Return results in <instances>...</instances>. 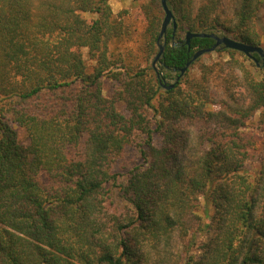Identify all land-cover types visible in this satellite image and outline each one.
<instances>
[{"label":"trees","instance_id":"trees-1","mask_svg":"<svg viewBox=\"0 0 264 264\" xmlns=\"http://www.w3.org/2000/svg\"><path fill=\"white\" fill-rule=\"evenodd\" d=\"M109 1L0 0V264H264V158L253 175L247 124L264 77L240 101L244 55L221 47L180 75L215 43L187 33L264 51V0H166L176 28L159 41L160 0H145L142 61L116 50L129 32ZM132 146L142 163L120 181Z\"/></svg>","mask_w":264,"mask_h":264},{"label":"rangeland","instance_id":"rangeland-1","mask_svg":"<svg viewBox=\"0 0 264 264\" xmlns=\"http://www.w3.org/2000/svg\"><path fill=\"white\" fill-rule=\"evenodd\" d=\"M145 0H110L109 5L112 11L113 16H115L118 20H121L128 26L129 37L125 33L120 41L115 43L116 50L122 53H125L127 50H131L130 53L133 58H136L138 61H142V59L147 58L148 55H144V43L146 41L143 36L145 30V23L143 22V18L139 12L140 5L143 4ZM196 4H199L201 0H195ZM163 12V11H162ZM164 14V13H163ZM84 18L90 19L87 15ZM126 35V36H125ZM262 44L264 45V36L261 39ZM82 57L88 67V71H91V68L94 65V62L90 60L88 56V52L86 48L81 49ZM202 62H212L217 59H225L221 54H205L200 57ZM238 62L243 64V68L240 72L237 73L238 81L240 83L239 86H235L234 90L236 94H238V98L240 101L248 102L249 93L245 88L244 80L246 77L250 76L255 81H262L264 77V72L260 67L255 66L254 62L251 60H245V56H235ZM151 64V59L148 65ZM154 66V74L160 73V76H164V81L166 85H169L174 82V75L165 76L164 73L159 71L157 65ZM233 84V83H232ZM116 89V85L113 82H110L108 79H103L102 81V90L103 94L106 97L111 96V94ZM122 112L126 114V111L123 109ZM248 126L253 129L254 132V157L251 162V170L253 171V175L256 174V168L260 164V159L264 158V154L262 153L264 148V109H260L254 117L247 123ZM191 138L195 142L197 139V135L201 134V126L197 123L191 124ZM19 137L24 141L25 135L22 130L18 129ZM159 138L155 136V144ZM192 141V142H193ZM191 151L193 150V144L191 146ZM142 161L138 156V151L135 147H129L124 152L122 158L118 160L115 165V170L120 174V181L124 180L126 174L136 166L141 165ZM200 208L198 214L202 216L203 222L206 223V215L203 213L204 200L200 199ZM202 207V208H201ZM208 214H211V209L208 207ZM205 215V216H204Z\"/></svg>","mask_w":264,"mask_h":264},{"label":"water","instance_id":"water-1","mask_svg":"<svg viewBox=\"0 0 264 264\" xmlns=\"http://www.w3.org/2000/svg\"><path fill=\"white\" fill-rule=\"evenodd\" d=\"M160 5H161L162 11L164 13V18H163V21L161 24V30H160V33L158 36V41L162 38L165 30L167 29V27L169 26V24L171 22L173 24V29L175 30V28H176L175 22L173 21V15H172L171 11L169 10V8L167 7L166 0H160ZM191 38H211L215 41V43L209 49H202V50L196 51L194 53V55L192 56L191 61L188 62L186 64V66L181 70L180 75H182L185 72V70L189 67V65L192 61L200 58L201 56H203L205 54L212 53L220 47L224 48V49L234 50V51H237V52L243 54L245 57L252 60L254 62V64L257 67H260L264 72V51L261 47L248 45V44L233 40L227 36H221V35H217L214 33H211V34L187 33L186 34L187 46H189V41ZM163 47H164V44L158 43V52L155 55V58L152 62V65H154L156 63V61L158 60V58L162 54ZM254 54L257 55L258 59L254 56ZM178 79H179V77L176 78L175 82H177ZM161 84H162L163 88H166V89H171L174 85V83H171L168 86H166L164 80H163V83L161 82Z\"/></svg>","mask_w":264,"mask_h":264}]
</instances>
